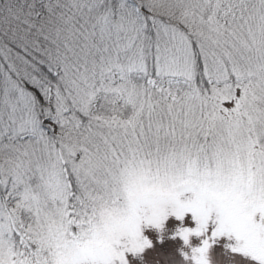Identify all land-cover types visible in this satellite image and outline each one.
I'll use <instances>...</instances> for the list:
<instances>
[{
  "label": "snow or ice",
  "instance_id": "snow-or-ice-1",
  "mask_svg": "<svg viewBox=\"0 0 264 264\" xmlns=\"http://www.w3.org/2000/svg\"><path fill=\"white\" fill-rule=\"evenodd\" d=\"M0 264H264V0H0Z\"/></svg>",
  "mask_w": 264,
  "mask_h": 264
}]
</instances>
